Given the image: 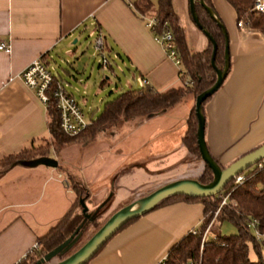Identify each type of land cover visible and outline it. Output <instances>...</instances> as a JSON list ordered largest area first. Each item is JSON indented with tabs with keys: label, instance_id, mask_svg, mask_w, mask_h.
Returning <instances> with one entry per match:
<instances>
[{
	"label": "crops",
	"instance_id": "obj_1",
	"mask_svg": "<svg viewBox=\"0 0 264 264\" xmlns=\"http://www.w3.org/2000/svg\"><path fill=\"white\" fill-rule=\"evenodd\" d=\"M136 1L0 0V44L11 50L9 54L0 51V160L21 152L33 141L49 138L47 110L34 92L26 88L20 75L39 57L44 56L48 66L55 54L69 51L67 42L74 38L78 42L76 36L81 29L93 38L99 34L103 37L105 54L107 51L127 68L137 85L135 89L141 88L138 79L146 80L159 92L181 85L180 67L155 42L134 8ZM208 1L227 34L230 66L223 84L204 106V139L212 158L228 167L264 144V35L247 27L239 29L236 12L226 0ZM173 9L185 33L190 31L195 35L194 48L200 51L194 50L186 38L189 49L194 53L205 51L208 42L203 34L193 30L189 0H173ZM129 88L134 89L131 85ZM194 105L195 100L185 98L166 113L129 128L112 142L108 153L120 149L119 157L127 163L132 148H122V144L130 143L140 132L141 147L154 144L157 154H161L159 158L163 157L156 163L175 168L169 182L179 180V173L194 174L195 178H189L198 180L204 167L200 162L192 167L185 164L192 155L181 143ZM153 124V128H148ZM70 149L54 151L53 159L64 169L80 164L78 176L89 192L86 205L92 211L87 210L90 216L96 215L104 205L107 208L104 215L112 216L128 204L126 197L130 199L134 191H143V197L167 184L159 182L156 189H142L145 184L137 183L140 187L132 184L127 188L124 175L116 180L117 191L110 190L107 178L114 174L103 173L98 166L103 155L87 160L84 150L76 148L74 162L67 155ZM128 167L129 177L146 172L140 162L128 163ZM119 169L114 172L117 174ZM114 198L125 205L113 208ZM75 200L68 171L21 164L3 168L0 171V264H19L31 255L34 244L67 214ZM203 215L204 208L198 203L178 202L155 209L118 232L88 264H161L174 245L200 229ZM218 226L210 228L205 240L221 235ZM210 233H213L211 238ZM252 254L250 258L255 260Z\"/></svg>",
	"mask_w": 264,
	"mask_h": 264
},
{
	"label": "trees",
	"instance_id": "obj_2",
	"mask_svg": "<svg viewBox=\"0 0 264 264\" xmlns=\"http://www.w3.org/2000/svg\"><path fill=\"white\" fill-rule=\"evenodd\" d=\"M196 1L195 12L199 23L208 31L217 44L215 65L218 69H222L226 45L224 32L218 26L217 21L198 3L199 0ZM226 1L235 10L237 21L242 20L247 28L257 30L264 35V15L251 12L254 0ZM204 2L210 8L209 1L204 0ZM134 8L141 15L156 18L158 21L156 30L158 33L164 30L165 26L166 29L172 32L174 47L180 59L179 77L181 85L164 92L157 91L149 84L138 89H129L122 92L112 100L105 102L102 111L96 118L93 119L90 116L91 125L76 137H68L60 131L59 115L54 102H51L46 109L49 138H41L37 142L33 141L21 152L1 159L0 166L2 168L15 164L24 165L30 160L49 156L48 147H43L41 143L47 144L50 139L55 146V152H58L63 147L73 144L77 138L84 135L94 138L95 134L101 129L119 127L137 119L141 120L162 115L179 104L187 95L193 94L196 99L199 94L208 90L214 84L216 73L211 66L212 45L207 40V49L200 53H194L189 49L185 29L181 26L179 17L173 9V0H137ZM42 59L45 60L44 56ZM186 80H190L192 85H185L184 82ZM54 81H58L55 76ZM211 98H208L202 104V112L204 106ZM197 126V118L193 107L187 121V131L181 143L189 154L194 156L196 160L201 161L197 145ZM37 143H40L41 146H38L39 144ZM259 164L262 165L261 169L258 168ZM218 165L223 169L226 168L219 163ZM58 169L66 171L61 166H58ZM243 173L246 177L243 184L235 185L231 181L219 195L208 198L175 196L158 204L155 209L178 202L198 203L204 208L200 229L189 233L179 243L174 245L161 264H264V159ZM198 181L202 184H208L212 181V172L205 164L204 171ZM70 182L71 189L76 194L75 203L55 226L39 238V251L25 257L19 264H35L45 254L53 251L65 242L83 221L84 214L80 201L83 200L87 207L86 203L89 195L86 188L79 182H75L71 178ZM226 195H229L230 203L220 208L222 199ZM232 202H235V206L231 205ZM106 211L107 208H102L99 212L97 211L94 218L84 227L85 229L88 225L92 228L89 237L80 245L78 241L64 258L76 252L111 217L104 215ZM136 220L129 221L116 234ZM223 222L231 223L236 228V233L229 236L216 235L214 239L203 241V232L209 225L211 227L213 225L217 226ZM84 229L81 231V237L85 232ZM255 232L259 233L260 238L256 237ZM105 245L99 249L94 257L99 254ZM251 252L256 256L255 260L250 258ZM60 259H63V257Z\"/></svg>",
	"mask_w": 264,
	"mask_h": 264
},
{
	"label": "rangeland",
	"instance_id": "obj_3",
	"mask_svg": "<svg viewBox=\"0 0 264 264\" xmlns=\"http://www.w3.org/2000/svg\"><path fill=\"white\" fill-rule=\"evenodd\" d=\"M193 30L194 32H196V34H202L200 31H198V29L195 26L193 27ZM80 33L79 34L77 33L76 36L78 38L77 43L73 44L76 38L67 42L66 47L69 48V51L62 50L60 51V53L55 54L52 57V59L48 61L49 62L48 68L56 78L62 81L67 92L71 93L75 97V100L81 106V109L83 113L86 115L87 119H89L90 116L96 118L102 111L105 102L112 100L114 97H116L118 94L122 92L128 91L130 89L129 85H131L132 88L134 89L137 87V85L135 81L132 80V77L128 72L127 68L122 66L121 62L115 60L112 57V55L108 54L107 51L105 55L111 67L110 69L101 68L100 67L101 55L95 49L96 37L93 38L89 36L88 33L83 31V29H81ZM186 38L194 50L198 49V51H200L199 48H194L196 42V38L194 34H192L190 31H187ZM189 97L192 98V100H195L193 94H189L185 98H189ZM183 104L184 106H186V101L183 102ZM146 119H141V120L137 119L135 121L125 123L119 127H110L107 129H101L95 134L94 138H90L89 135H84L80 138H77L73 144L63 148L72 147V149H70L67 152V155L69 156L70 160L74 162L77 157L76 148H80L84 150L85 159L87 160L95 159L97 156L99 157V155L102 154L103 157L101 159V162H98V166L100 167L103 173H109V174L111 173L110 175H112V173L114 174L110 176L111 180L109 179L110 177L107 178L109 181L108 187H110L109 188L110 190L116 189L117 191L118 186L116 185L117 184L116 180H118L117 179L118 177H122L124 175H126L125 178L128 180V184L126 185L127 188H129L132 184L135 187L138 186L137 183L139 184L144 183L145 185L141 186L142 189H156L155 187H158L157 185L159 184V182H163V183L166 182L167 184H170L180 180H196L189 178V177L195 178L194 174L179 173L178 176L179 180L169 182L176 172L175 168L167 167L166 163L163 165L156 163V160H161L163 159V157L159 158L161 154L160 153L157 154L156 147L153 146L154 144L153 145L151 144L146 148L141 147L139 143L140 142L139 134H141L140 132L137 135H135L133 138H131L130 143L127 142L125 145L122 144V148H128V147L132 148L130 159H128L127 163L122 161L121 158L119 157L120 156L119 152H121L120 149L111 150L110 153H108L107 148L112 145V142H115L116 140L121 138L122 135L125 133V131H128L129 128L136 127L138 123ZM154 126L155 125L153 124L152 127L148 126V128H153ZM111 132H114L112 133L113 135L110 134ZM37 144H39L38 146L41 145L43 147L47 146L48 147L47 149L49 150L48 152L49 156L46 157L54 158L53 153L56 149L55 146L52 144L51 139L47 144L44 143H41V145L40 143ZM190 160H187L186 162L185 160L184 161L181 160V163L183 161L185 162L186 165L192 167L197 162L198 163L200 162L199 164H201L202 167H204L205 163L202 160L201 161L196 160L193 156L190 157ZM131 162L132 163L140 162L143 164V167L146 169V172L142 174V172L140 171L142 177L140 176L141 174L138 176L132 174L129 177L128 171L130 170H128L129 169L128 163ZM78 165L80 164H75L73 168H68V169L65 168V170L68 171V174L70 175V178L72 180H74L75 182H79L81 185H83L82 181L79 179L78 176L81 174L80 172L81 169L80 167H77ZM89 165H93V163ZM2 169L3 168L0 166V171ZM118 169L119 172L116 174L114 171ZM144 174H146V176ZM196 177H199V175ZM167 184H164L163 186ZM163 186L158 187V189ZM134 192H133L134 196H131L130 199H128V197L125 196L127 198V200H125V203H128L126 206L145 197V196L142 197L141 195L142 193H144L143 191H141L140 193L136 192L138 194H135ZM87 193L89 192L87 191ZM111 203H112V207L115 208L119 204V198L117 199L114 198L111 201ZM125 203L120 202L119 205L123 206L125 205ZM231 205L235 206V202H232ZM104 208H106L105 205L103 209ZM87 210L89 213L92 212L88 207ZM101 210L102 209H100L99 211ZM218 227L221 235L223 236H229L236 233V228L229 222H223ZM84 231L85 232L83 236L78 242L79 245L87 237H89V235L92 232V228L87 225ZM212 236L213 233H210L209 237L211 238ZM251 257L254 259V257L256 256L252 254ZM60 258L61 257L57 256L53 258L50 262L45 264H55L60 261Z\"/></svg>",
	"mask_w": 264,
	"mask_h": 264
},
{
	"label": "water",
	"instance_id": "obj_4",
	"mask_svg": "<svg viewBox=\"0 0 264 264\" xmlns=\"http://www.w3.org/2000/svg\"><path fill=\"white\" fill-rule=\"evenodd\" d=\"M196 0H189V11L191 19L194 25L202 32L205 38L212 45L211 54V66L216 73V80L214 84L206 91L199 94L195 99V115L197 118V145L200 153L201 160L207 165L212 172V181L208 184H202L198 180H180L170 184H167L149 195L141 198L134 203L125 206L114 213L102 227L91 238L83 244L76 252L70 256L63 258L55 264H86L88 263L99 251V249L105 245L116 232L121 229L129 221L138 219L146 214L155 210L159 203L175 196H186L196 198H208L219 195L228 183L234 180V178L243 172L247 171L254 165L258 164L264 159V144L258 149L246 154L245 156L237 159L226 168H221L218 163L211 157L204 139L205 131V118L202 112V104L210 97H212L223 84L227 77L229 70V51H228V38L223 28V25L215 18L213 11L209 8L204 0H199L198 3L206 10V12L217 21L218 26L223 30L226 41L224 50V66L222 69H218L215 65V56L217 51V44L210 36L207 30H205L199 23L197 14L195 12ZM77 43L74 40L73 44ZM26 167L35 168L44 166L47 168H58V162L50 157H40L30 160L24 164ZM80 204L83 208L84 219L81 224L75 229L73 234L60 246L53 251L45 254L35 264H45L50 262L53 258L66 255L79 241L82 230L89 223L95 215L90 216L87 214V207L84 201L81 200Z\"/></svg>",
	"mask_w": 264,
	"mask_h": 264
},
{
	"label": "built area",
	"instance_id": "obj_5",
	"mask_svg": "<svg viewBox=\"0 0 264 264\" xmlns=\"http://www.w3.org/2000/svg\"><path fill=\"white\" fill-rule=\"evenodd\" d=\"M252 13L264 15V1L254 0ZM139 17L145 23V26L151 31L154 36L155 42L165 51L166 56L176 66H180V59L176 53L173 35L169 29L162 30L160 33L157 32L156 27L158 21L153 16H144L138 14ZM239 29H244L245 23L241 20L237 22ZM95 49L101 55L100 65L103 69H107L109 62L106 59L105 47L103 37L99 34L95 38ZM0 51L6 54L10 53V47L4 43L0 44ZM20 78L23 84L29 90L33 91L38 101L47 109L51 102H54L56 110L59 115V128L60 131L68 137H76L81 134L88 126L91 125L90 120L86 118L81 107L75 98L66 91L64 84L60 81H54V75L49 70L45 60L42 57L35 59L31 62L21 73ZM140 87L148 85V82L144 79H138ZM185 85L190 86L192 82L186 80ZM258 168L261 169L262 165L259 164ZM244 173L236 176L233 180L235 185H241L245 182ZM229 195L223 197L220 208L228 205ZM211 225H209L203 232L202 239L205 240L207 233L209 232ZM257 238H260L258 232H255ZM40 249L39 242H36L31 249V255L37 253Z\"/></svg>",
	"mask_w": 264,
	"mask_h": 264
},
{
	"label": "flooded vegetation",
	"instance_id": "obj_6",
	"mask_svg": "<svg viewBox=\"0 0 264 264\" xmlns=\"http://www.w3.org/2000/svg\"><path fill=\"white\" fill-rule=\"evenodd\" d=\"M60 260H62V259H60Z\"/></svg>",
	"mask_w": 264,
	"mask_h": 264
}]
</instances>
